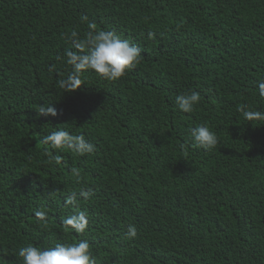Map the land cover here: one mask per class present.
Here are the masks:
<instances>
[{"label": "trees", "instance_id": "trees-1", "mask_svg": "<svg viewBox=\"0 0 264 264\" xmlns=\"http://www.w3.org/2000/svg\"><path fill=\"white\" fill-rule=\"evenodd\" d=\"M100 29L139 47V63L118 81L83 71L66 93V34ZM262 81L264 0H0V264L79 240L96 264H264V121L238 111H264ZM189 90L201 102L181 113ZM199 124L216 148L193 145ZM60 128L95 150L47 149L62 157L49 165L41 141ZM80 212L85 232L62 224Z\"/></svg>", "mask_w": 264, "mask_h": 264}, {"label": "clouds", "instance_id": "clouds-1", "mask_svg": "<svg viewBox=\"0 0 264 264\" xmlns=\"http://www.w3.org/2000/svg\"><path fill=\"white\" fill-rule=\"evenodd\" d=\"M87 21V17H82ZM95 29V25H91ZM66 39L72 48L66 49L65 57L72 70L65 79L58 80V85L66 90V93L74 92L81 85L80 75L83 71L91 70L103 79L118 81L126 73L139 63L142 53L139 47L128 39H122L113 31H90L81 38L75 30L66 34ZM75 49V50H72ZM258 94L264 98V81L258 84ZM201 102L200 93L189 90L178 95L175 99L176 108L181 113H192ZM247 121H264V111L253 110L246 105L238 109ZM40 116H57L54 106H39ZM191 141L195 147L211 150L218 146L216 134L206 124H199L189 130ZM46 146L49 165H60L62 157L58 154L48 153L47 149H70L77 155L90 154L95 146L89 143L83 135H73L60 128L43 137L41 141ZM73 175L79 180V169L72 170ZM82 196L88 198L91 191H82ZM39 220L46 219L44 211L37 210L34 213ZM62 224L69 230L83 233L87 229L88 218L84 212L70 215L62 220ZM138 232L134 225H129L126 236L129 239L136 238ZM88 240H79L73 243L57 242L54 246L41 248L33 244L18 249V257L22 264H96V259L90 251Z\"/></svg>", "mask_w": 264, "mask_h": 264}]
</instances>
